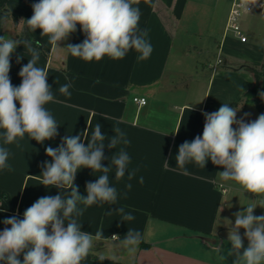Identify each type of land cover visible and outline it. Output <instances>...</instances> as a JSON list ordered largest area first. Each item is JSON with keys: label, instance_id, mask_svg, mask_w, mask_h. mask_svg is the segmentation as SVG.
Returning a JSON list of instances; mask_svg holds the SVG:
<instances>
[{"label": "crops", "instance_id": "crops-1", "mask_svg": "<svg viewBox=\"0 0 264 264\" xmlns=\"http://www.w3.org/2000/svg\"><path fill=\"white\" fill-rule=\"evenodd\" d=\"M37 2L0 0V35L33 41V47L35 41H40L37 66L48 73L55 102L46 108L57 121L58 135L41 144L26 134L19 140V147L3 145L0 139V146L10 150L11 166L10 170L0 169V231L5 227L4 219H22L24 211L38 198L67 195L70 190L41 184L43 163L51 162L45 149L58 147L66 135H86L90 140L99 123L106 137L102 165L108 167L112 156L124 148L131 160L128 171L138 170L131 180L127 171L117 180L115 166H111L108 175L118 191L116 204L78 203L83 210L76 217L81 230L93 236L102 233L82 264H233L235 257L228 256L231 244L227 223L230 220L234 225L233 214L249 205L256 206L254 215H264V200L236 182L224 180L219 175L223 167L210 160L205 168L194 163L186 165L190 175H183L175 157L184 141L202 136L203 112L217 111L227 103L238 111V120L243 118L241 99L259 83L253 71L260 68L264 58V12L242 16L241 28L247 41L240 43L226 32L232 0H136L134 6L141 12L139 28L148 29L151 55L139 60V53L129 50L123 59L105 56L88 62L73 57L66 48L86 38L79 24L77 31L58 47L50 44L47 36H41L40 29L30 30L26 21ZM196 32L203 33L198 51L215 50L216 60L201 65L200 71L195 65L193 76L185 77L179 72V61H171L173 56L178 58L180 35ZM29 59L31 54L23 44L12 54L9 75L14 86L20 85L19 72ZM177 78L181 80L177 82ZM69 82L71 96L61 94L60 86ZM135 97L144 98L146 103L138 106L132 101ZM115 127L126 134L129 145L108 148ZM87 142L84 140L85 145ZM101 174L89 168L78 170L74 184L79 194L86 197V184L95 182ZM129 183L130 190L125 187ZM120 207L135 219L122 221L117 213ZM109 211L112 215L106 214ZM129 228L142 236L135 252L121 243ZM239 231L243 236L244 230ZM247 243L245 238L244 247ZM19 258L22 261L23 254Z\"/></svg>", "mask_w": 264, "mask_h": 264}, {"label": "clouds", "instance_id": "clouds-1", "mask_svg": "<svg viewBox=\"0 0 264 264\" xmlns=\"http://www.w3.org/2000/svg\"><path fill=\"white\" fill-rule=\"evenodd\" d=\"M134 4L136 0H39L32 5L33 15L26 22L31 31L40 29L41 36H47L49 43L56 47L75 33L79 24L86 38L82 43L69 44L66 48L73 57L84 61H100L105 56L119 60L129 50H135L139 53L138 59L145 60L153 48L147 39L148 29L139 28L141 12ZM21 44L31 54V59L21 67L20 85L14 86L9 75L11 56ZM35 44L33 47V41L0 35V139L3 145L19 147V140L26 134L41 144L58 135L57 121L46 108L47 104L55 102L54 94L46 69L37 66L40 41ZM71 87V82L65 83L59 92L71 96ZM237 112L227 103L217 111L203 112L202 136L179 146L176 166L181 174L190 175L186 165L194 163L205 168L210 160L223 167L219 175L224 180L236 182L247 192L264 194V113L254 121L245 122L244 118L237 119ZM248 115L245 113V117ZM101 127L99 123L95 125L90 140L86 135L83 138L80 134L66 135L58 147L45 149L51 162L43 163L41 184L70 191L67 195L40 197L24 211L22 219L12 216L2 221L5 227L0 231V264H82L93 248L94 240L102 233L93 236L81 230L76 217L81 216L83 210L78 208V203L86 206L105 202L116 204L118 191L110 184L108 175L111 166H115L117 180L123 178L126 171L131 180L138 170L128 171L131 160L124 148L112 156L108 167L102 165L106 159V137ZM113 131L115 136L108 143L109 149L118 144H130L119 127ZM84 140H88L87 145ZM9 156V148L0 146V169H11ZM81 168L102 173L95 182L86 184V197L79 194V188L74 184ZM139 182L143 183V177ZM125 187L130 190L132 185L129 183ZM255 208L254 205L247 206L244 211L233 214L234 225L230 220L227 223L231 244L228 256L235 257L233 264H264V215H254ZM117 213L122 215V221L135 219L123 207ZM106 214L112 215V212ZM240 229L244 230L243 236ZM245 238L247 247H244ZM141 240V233L129 228L121 243L130 252H135Z\"/></svg>", "mask_w": 264, "mask_h": 264}, {"label": "rangeland", "instance_id": "rangeland-1", "mask_svg": "<svg viewBox=\"0 0 264 264\" xmlns=\"http://www.w3.org/2000/svg\"><path fill=\"white\" fill-rule=\"evenodd\" d=\"M202 36L203 33L200 32L186 35L181 34L180 40H178L177 42L176 46L178 49V58L173 56V60L171 62H173L174 60L179 61V63L181 64V69L179 72L183 73L185 77H189L190 75L193 76V69L195 65L197 66L198 71H200L201 65L213 64L216 60L215 50L203 53H200L198 51V46H200V44L203 42V40L201 41ZM174 41L176 42V40ZM188 79L190 80V78ZM180 80L181 78L176 79L177 82ZM259 84L260 83L256 84V86H259ZM250 102L251 99L246 98V100H241L240 103V105L243 106L242 114L245 122L254 121L260 115L254 105H252ZM245 113H248L249 115L245 117ZM257 195L259 196L260 200H264V194Z\"/></svg>", "mask_w": 264, "mask_h": 264}, {"label": "built area", "instance_id": "built-area-1", "mask_svg": "<svg viewBox=\"0 0 264 264\" xmlns=\"http://www.w3.org/2000/svg\"><path fill=\"white\" fill-rule=\"evenodd\" d=\"M258 10L264 12V0H232L226 21V32L240 43H245L247 39L241 28L242 16ZM217 63H220V61L218 60ZM132 101L138 106L146 103L145 99L141 97H135Z\"/></svg>", "mask_w": 264, "mask_h": 264}, {"label": "trees", "instance_id": "trees-1", "mask_svg": "<svg viewBox=\"0 0 264 264\" xmlns=\"http://www.w3.org/2000/svg\"><path fill=\"white\" fill-rule=\"evenodd\" d=\"M255 79L260 83L259 86H254L250 90L246 91L243 94L241 100H246V98L251 99V104L257 109V111L262 114L264 113V96H261V93H264V58L262 60L261 66L258 70L253 71Z\"/></svg>", "mask_w": 264, "mask_h": 264}]
</instances>
